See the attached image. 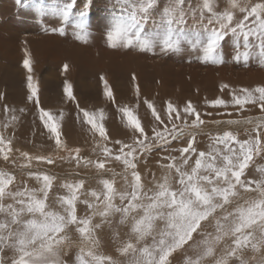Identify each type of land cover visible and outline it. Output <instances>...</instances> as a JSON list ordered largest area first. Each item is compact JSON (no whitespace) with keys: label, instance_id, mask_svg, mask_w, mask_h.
<instances>
[{"label":"snow or ice","instance_id":"1","mask_svg":"<svg viewBox=\"0 0 264 264\" xmlns=\"http://www.w3.org/2000/svg\"><path fill=\"white\" fill-rule=\"evenodd\" d=\"M117 2L121 13L112 16L106 31L109 47L135 48L152 54L158 50L165 55L181 53L187 47L199 53L203 62L222 64V41L231 36L235 62L247 66L250 58L258 54L264 64V0L251 4L248 0H227L228 7L223 11L217 10L218 0H199L195 7L190 0H166L162 9L160 0ZM76 3L77 0H70L53 11L67 21ZM237 11L241 14L239 18ZM80 16L85 13L82 11ZM149 22L152 27L146 29ZM76 28L79 30L76 38L86 42V21L81 19ZM57 30L64 33L63 28H53ZM104 83L105 95L115 103L107 81ZM28 87V100L39 109V119L48 130L49 139L58 150L68 151V158L77 167L81 163L94 167L100 188H90L85 193L84 179L65 180L60 184L64 194H58L53 204L51 193L57 177L46 169H32L33 160L54 165L53 157L20 153L26 163L19 167L27 169V178L38 187H31L26 181L18 185L13 172L0 169V254L5 249L11 250V264H68L62 256L70 247V228L80 238L73 264H118L98 251L97 236V230L110 224L115 215H119L120 224L129 226V239L118 249L122 256L131 257L129 264H171L173 253L189 245L196 254L186 257L185 264H204L207 258L215 256L216 246L226 238L231 243L215 264H229L234 259L247 264L239 255L244 249L250 247L254 252L264 249V167L257 168L258 179L246 175L254 157L264 155V115L205 121L191 101L182 108L167 101L161 111L144 99L154 120L151 128L142 126L133 108L119 107L132 138L130 142L112 141L113 146L109 147L103 111L89 112L77 103L78 116L82 113L83 122L100 137L97 148L103 158L93 161L83 157L79 148H67L60 124L63 114L57 116L40 107L31 76ZM228 88L227 84L221 85V91ZM65 92L69 101L76 102L70 85H66ZM136 93L139 97L138 85ZM205 103L213 109L229 107V102L221 97L206 99ZM230 103L241 113L246 105L258 107L264 113V83L232 90ZM8 111L5 106V112ZM206 115L211 116L212 112ZM227 115L231 117L232 113ZM17 119L13 115L9 123ZM209 123L216 126L214 132H205ZM241 126H246L244 136L236 130ZM202 135L208 137L206 150L197 146ZM174 143L181 146L172 148ZM12 151V140L0 134V157L7 162ZM154 151L162 153L159 168L163 173L159 179L153 174L154 186L146 188L138 166L142 158ZM109 162L118 163L122 172L117 174L107 167ZM12 164L16 166L15 161ZM117 175L124 181L123 191L116 187ZM82 195L90 198L82 199ZM80 205L85 208L84 215L79 213ZM96 217L100 218L99 223L94 222ZM209 222L213 231L203 232L204 224ZM197 234L203 238L195 240ZM0 264H4L2 255ZM259 264H264V259Z\"/></svg>","mask_w":264,"mask_h":264},{"label":"rangeland","instance_id":"2","mask_svg":"<svg viewBox=\"0 0 264 264\" xmlns=\"http://www.w3.org/2000/svg\"><path fill=\"white\" fill-rule=\"evenodd\" d=\"M69 2L70 0H0V69H1L0 76L5 77L3 81H0V103L3 104L4 109L5 106H7V108L9 109L8 113L6 114L1 112L5 116H0V130L2 132V133L0 132V134H3L7 139L12 140V149H13L9 161L5 162L3 158L0 157V169H5L13 172L17 176L18 185H22V183L26 181L29 184V186L38 187L37 183L34 180H29L27 178L26 175L27 169L21 170V168L19 167V165L26 163L25 158L22 157L20 153L26 152L30 156L46 155L53 157L55 160L54 165H47L46 163L37 162L35 160L32 161V169H36V168L46 169L50 174H54L57 177V180L55 182V188L51 193L52 199L50 200V203L53 204L55 201V197L58 194L61 195L64 194V190L60 188V184H62L65 180L84 179L86 185L84 192L86 193L90 188H96L97 190H99L100 186L97 184V180L99 179V176L94 167L92 166L84 167L83 163H81L80 167H77L75 161L68 158L69 157L68 151L63 149L58 150L55 146V142L52 139L48 138L50 134L48 130L44 127L41 120L39 119V112H31L33 111V108H30L26 113L24 112L22 116H25V118L27 117L32 118L33 116L37 117V122L39 120V123H41V126H39L38 124V127L41 130L39 133L41 134L39 140H42L43 141L42 143H44L45 146L43 148H40L41 143L37 144L38 146L32 145L31 140L36 138V133L29 130V131H24L25 134H19L18 123L16 122L9 123V120L11 119L12 115H14L13 113H11V110L16 106H18V103H20L21 100H23L25 97H28L30 95V90L28 89L29 76H31V82L37 88V93H38L37 96L41 95L49 100L51 99L50 101L57 100L60 97L65 98L67 96L66 92H64L65 91L64 88H66V85H70V87L71 86L76 87V85H79V82H83L84 80H85L84 82H88L92 86V88L94 85H97L96 80L98 79H95L94 77L95 69L94 70L92 69L93 77L92 76L85 77L83 75V78L81 77L82 80L79 78V80L77 81H75L74 79L66 81L67 75L68 77H70V75L71 76L72 74L74 75L75 72L77 74L80 67L79 58L81 56L73 54L74 53L72 52L73 49H71L73 47L76 48L78 46H79L78 48H80L82 43H84L76 38L79 32V30L76 28V25L80 22L81 19H84L86 21V31L88 33L87 37L93 35L95 36L93 38H96L98 36L106 34L107 29L110 27V21L112 19V16L114 14L119 15L121 13V8L117 0H91L90 3L88 2V0H77V3L76 5H74L68 17V20L64 21L62 16L57 12H54L53 9H58L63 4ZM190 2L192 6L195 7L199 2V0H190ZM256 2L259 1L248 0V3L250 4ZM86 3H88L87 8L84 7ZM165 3L166 0H160L159 9H162ZM184 7L185 9H187L188 7L187 2L185 3ZM227 7H228L227 0H218V9H217L218 11H223ZM82 11L85 13L84 17L80 16V13ZM188 23L189 24L192 23L191 16L188 17ZM151 27H152L151 22H149V24L146 25V29H150ZM53 28L56 29L63 28L64 33L61 34L58 30L53 31ZM225 39L226 40L222 41V45H224L222 46V57L224 62L216 66L213 64L210 65L206 62L203 63L202 60L198 59V57H200L199 53L194 51V54L196 56L192 55V53L190 52L193 51L190 50V48H186V47L182 52V54L179 53L180 54V56H178L179 60L178 61L174 60V63L171 61L165 63V59H166L165 56L167 54L166 55L164 54L163 55L164 57L156 56L152 59L147 60L149 61L150 64L161 62L159 64L160 66H157V64H155V66L148 65L149 66L148 69L149 70L152 69V72L154 71L153 73L155 74L156 72L154 69H160L158 71L159 73L157 76L161 78L159 82H162V80H164V82H166V80H174L177 76L176 73H178L179 71H180L179 73H182L183 76H189L192 72L193 73L196 72L195 74L198 75L196 79L198 80L202 79V81H205L204 77L205 78L207 77L206 79H208V77L209 79L212 77L211 78L212 80L211 79L207 80L210 83V85L207 83L199 84L197 81V84L199 85L198 89H202V86H204V90H203L204 93L200 92L199 94L198 92V98H195L196 101L195 103H193V105L196 106L197 110L201 112L202 118L205 121L228 119L230 118L227 115V113L229 112L233 113L236 116V118H240L242 116L240 115L241 112L235 111V108L231 106L230 103L231 96L221 97L229 102V107L227 109H223V108L213 109L207 106L205 103L206 99L214 98L212 97V94L214 95L215 91L216 92L221 91V84H219L218 81L220 80V78L224 77L223 75H231L234 78V79L232 78L233 80L239 77L240 80V77H242V75L246 73V75L242 77L243 78L242 83L244 84L245 81L247 82L248 78H249L248 82L250 81V79H252L251 77L252 74L256 73V75H258L257 71L261 70L260 68L257 67V63H256V61L261 62V59L258 57V54L257 56L252 57L253 59L250 58L251 63H248L247 66H245L242 62L241 63L235 62L234 61L235 45H233L234 44L232 43L233 41L230 40L232 38H225ZM89 41L91 44L92 40ZM185 51L187 52V55H185ZM139 53H140L139 50L135 48H131L130 50H128V54L130 56ZM82 54L83 56L81 60L84 63H86L85 61L87 60L92 61L91 59L86 57V53H82ZM114 55H112V58L110 60L108 59V57L110 58L111 55H108V57L105 55L100 57H95L93 60L97 59L99 60L98 61L99 63H101L102 61V63L105 65V68L106 69L109 68L111 71L113 70V67H116L115 66L116 63L117 64L124 63L127 65H131V63L126 60V55L124 56L123 54H117L115 58L113 57ZM188 55L192 56L190 57L189 62L186 59ZM114 59L115 61H113ZM25 60L28 61L27 67L25 66ZM131 60L132 59H129V61ZM144 61L145 60L143 61L141 60V63H143ZM166 61L168 60L166 59ZM134 62H136V60ZM230 63H233V65H230ZM65 65H67V69H65ZM141 65L143 66V64ZM261 65H262L261 68L264 69V65L262 63ZM134 66L137 69H139L138 65H134ZM172 66L176 69L172 68ZM221 67H223V69L225 70L222 73V75L220 74L221 72L219 73ZM130 68L133 72H138L136 70H133L132 67ZM212 68H214L215 70L210 71V69ZM98 71L100 72L101 70ZM57 72L59 74H57ZM152 72L149 71L147 75L148 79H151L149 78V74H151ZM37 73L41 77H39ZM50 73L53 74L50 75ZM102 74L104 75L103 82L101 85L100 84L98 85H100V87H105L104 81H107L108 84L107 76L109 75L106 74L105 72H102ZM167 75L171 77H167ZM153 80L155 82H158V78L156 80L154 78ZM116 83L119 84L121 87H127V83L121 84L120 80ZM130 84L133 85L134 82H131ZM47 85L50 86L46 87ZM57 89H59V91ZM184 93L191 97H194V94L197 95V93L191 89L190 91L189 90L184 91ZM75 95L80 97V94L79 95L75 94ZM218 96L219 95H217L216 97ZM5 103H7V105ZM183 106L184 105H182L181 108ZM248 106L250 105H246L245 108H247ZM208 112H212V115L211 116L206 115V113ZM218 112L221 114L218 115L217 114ZM232 117L234 116H231V118ZM25 118L23 117V120ZM153 122L154 120H152V118H148L142 124V126H146V128L150 129ZM5 125H7L9 130L7 127H5ZM4 127L6 129H4ZM245 127L246 126L242 127L239 130L238 129L236 130L239 131L240 134L244 135ZM215 130H216V126L211 123L207 124L205 128V132H209V131L214 132ZM61 131H62V140L67 145L68 149L79 148L80 153L83 157L93 161L97 160L98 158L100 159L103 158L101 156V153L100 155L90 154L87 150L89 147L81 143L84 139L81 138V136L77 137V135L73 133L74 130H72V132L71 130L64 131L63 126L61 125ZM203 136H207V135H202L201 137ZM14 137L16 138V140H14ZM131 138H132V131L129 128L125 127L123 129L115 130L113 135L109 138L108 145L112 147L113 145L111 142L115 140L130 142ZM74 139H78L79 142L76 143L72 142ZM206 141L199 139V143L197 146L200 150L207 149V144L209 141L207 142ZM27 143L31 145H28ZM180 146L181 145L179 143H174L172 145V148H177ZM161 155H162L161 152L154 151L151 155L142 158L140 161L138 167L141 172L146 188H151L154 186L153 174H155L156 178L159 179L163 173V170L159 168V163L163 162L160 160ZM262 159H263L262 155L255 156L249 169L246 170V175H248L251 167L256 165V163ZM12 161L16 162V166H13ZM107 167L114 169V171L117 174L122 172V167L116 162H109ZM106 175L110 177L111 173H107ZM257 177L259 178V176ZM116 187L120 191H123L125 189L124 181L120 175H117L116 177ZM81 198L83 199L90 197H87L86 195H82ZM6 202H11V201L9 200ZM116 203L119 204L118 198L116 200ZM79 213L80 215L85 214V208L83 205L79 206ZM110 220H111L110 224L106 223L99 230H97V236L99 239L98 251L111 256L114 260L118 262V264H129V260L131 259V257L129 256L128 258L127 256H122L118 251L121 244L129 239V226L127 224H120L119 215H115L111 217ZM94 222L99 223L100 218L96 217V219H94ZM202 231L212 232L213 231L212 222L205 223ZM68 235L70 237V241H69L70 247L65 249V254L62 256V258L66 260L68 264H73L75 255L80 247V238L78 234L75 232V230L71 228L68 231ZM202 238L203 237L199 234L195 235V240H200ZM230 243H231L230 239L227 238L221 241L216 246L215 256L207 258L204 264H215L216 259L224 255L225 249L228 245H230ZM191 248H192L191 245H189L186 246L184 249L177 250L175 253H173V255L170 257L171 264H175L174 259L176 258L177 255L180 256V259L176 264H185L186 257L189 256L194 257L196 252L193 248L192 249ZM0 255L3 256V260L5 261L4 264H11V260L13 257V252L11 250L5 249V251ZM239 255L241 259L247 261V264H259V261L261 259H264V249H261L258 252H254L249 247L244 249ZM70 259H72L71 260L72 262H69ZM229 264H239V260H235V259L231 260Z\"/></svg>","mask_w":264,"mask_h":264},{"label":"bare ground","instance_id":"3","mask_svg":"<svg viewBox=\"0 0 264 264\" xmlns=\"http://www.w3.org/2000/svg\"><path fill=\"white\" fill-rule=\"evenodd\" d=\"M236 15L238 18L241 17V14L238 11H237ZM93 37H95V36L90 35L89 37H87L86 42L81 41L84 43H82L80 48H78L79 46L76 48L75 47L71 48V49H73V51L71 50L72 52H74L73 54L81 56L79 58V63H80L79 66L80 67H79V71L77 74H76V72L74 73V75L72 74V76L69 74L71 78L68 77V75L66 74L68 77V78L66 77V81L67 80H73V79L75 81H77V80H79V78L82 80L83 75L85 77H87V76L93 77V70L95 69L94 77H95V79H98V80H96L97 85H94L92 88V86L88 82H84L85 81L84 80L83 82H79V85L75 84L76 87L71 86V91L76 98V102L69 101L67 96L65 97L64 95L63 96L65 98L60 97L57 100H52V101H50L51 99L49 100V99H47L41 95L37 96L39 99L40 107H42L43 109H45L47 111L52 112L53 114L56 113L57 116H59L60 113L63 114V118H62V120H60V124L63 126L64 131L71 130V132H72V130H74L73 133H75L77 135V137L81 136V138L84 139L81 143H83L87 147H89L87 150L92 155L93 154H99L100 155V151L97 148V141L100 139V137L98 134L94 135L93 132L89 130L90 126L83 122L82 113H80L78 116L79 109L77 107V103L79 104V108L86 109L89 112H96L97 114H99V111L102 110L103 114H104L103 123H104L106 130H107V133L111 137L115 130L123 129L126 127L125 123L122 120V114L118 111L119 107L129 106V107L133 108L136 115L141 119V123L143 124L146 121V119H148V118H152V120H153V117L151 116V110L147 109V106L143 103L144 99H148L151 102H153L154 106L158 110H161V111L166 107L167 101H172L174 104L181 107L182 105H185V103L187 101H191L192 103H195V101H196L195 98H198V92H199V94H200V92L204 93L203 92L204 86L201 85L202 89H198L199 85L197 84V81L199 84H206L207 83L210 85V83L207 81L209 79V77H208V79H206L207 77L206 78L204 77L205 81H202V79L198 80V79H196L198 77V75L195 74L196 73L195 71H194L195 73H193L191 71L192 73L189 76H183V74L179 73L180 72L179 71L178 73H176L177 76L174 80H166V82H164V80H162V82H159V80L161 78L157 77V76L159 73L158 71L160 69H154L156 72V74H155V73H153L154 71L152 72V69H150V70L148 69V67H149L148 65L155 66V64H157V66H160L159 64L161 62L150 64L149 61H147V60L152 59L156 56H163L164 54H159L158 50H157V54L139 51L140 52L139 54H135L133 56H130L128 54V50H130L131 48H123V47L112 48V47H109L107 44V41H106V34H103V35L98 36L96 38H93ZM226 38H231V36L226 37ZM89 40H92L91 44H90ZM230 40L232 41V39H230ZM231 41H229V42H231ZM74 43H76V42H74ZM222 46H224V45H222ZM186 50H188V49H186ZM182 52H181V54H182ZM82 53H86V57L91 59L92 61L87 60V61H85L86 63H84L81 60V58L83 56ZM190 53H192V55H195L194 51L190 52ZM114 54H116V55H114ZM117 54H123L124 56L126 55V60L128 62H130L131 65H127L124 63H121V64L116 63V65H115L116 67H113V70L111 71L109 68H107V69L105 68V65L102 63V61H101V63H99L98 62L99 60H97V59L93 60L95 57H100V56H104V55L108 57V55H111L110 58L108 57V59L110 60L112 58V55H114L113 57L115 58V56H117ZM167 55L165 56V58L168 61H166V59H165V63H168L169 61L174 63V60L178 61L179 60L178 56H180L179 53H175V54L169 53ZM185 55H187L186 51H185ZM188 56L186 57V59L189 62L190 57H192V56L191 55H188ZM121 57H122V55H121ZM129 59H132V60L129 61ZM198 59H200V57H198ZM251 59H253V58H251ZM135 60H136V62H134ZM141 60L142 61L145 60V61L143 63H141ZM113 61H115V59ZM108 63H110V62H108ZM249 63H251V61ZM256 63H257V67L260 68L261 70L257 71L258 75H256V73L252 74L251 75L252 79H250L249 82H248L249 78L248 79L246 78L248 83L245 80L244 81L246 82V84H245V82H244V84L242 83V80H243L242 77L245 76L246 73L244 75H242V77H240V80H239V77L235 78V80H233L234 79L233 76L223 75L224 77L220 78L218 83L221 85L227 84V85H229V88L224 90V91H219V92L215 91L214 95L212 94V97L216 98L217 95H219L218 97H222V96L230 97L232 90L238 91L240 88H244V87L254 88L258 84L264 83V69L261 68L262 67L261 62L256 61ZM141 64H143V66ZM208 64L212 65V63H208ZM134 65H138L139 69H137ZM213 65L216 66L218 64H213ZM230 65H233V63H230ZM130 67H132L133 70H136L138 72H133ZM172 68H174V67L172 66ZM174 69H176V68H174ZM98 70H101V71L99 72ZM214 70H215L214 68L210 69V71H214ZM149 71L152 72L151 74H149V78H151V79L147 78ZM169 71H171V70H169ZM224 71L225 70L223 69V67H221V70H219V73L221 72L220 74L222 75V73ZM102 72H105L106 74L109 75V76H107L108 86L113 93V96L115 98V103L113 101L109 100V98L105 95V87H100V85L102 84L103 79H104V78L101 79L102 77H104ZM54 73H55V71H54ZM51 74H53V73H50V75ZM57 74H59V73L57 72ZM37 75L39 76L38 73H37ZM133 76H135V79H133ZM212 76H213V74H212ZM1 77L2 76H0V81H3L5 79V77H2V78ZM39 77H41V76H39ZM167 77H171V76L167 75ZM154 78H155V80L158 78V82H155L153 80ZM60 79H61V77H60ZM41 80H42V78H41ZM119 80H120L121 84L127 83V87H121L119 84H117L116 82H118ZM131 82H134V84L131 85L130 84ZM98 84H100V85H98ZM136 85H138L139 89H140L139 97H137ZM49 86L50 85H47L46 87H49ZM190 89L194 90V92H196L197 95L194 94V97H191V96L186 95L184 93V91H187V90L190 91ZM57 90L59 91V89H57ZM75 94H78V95L80 94V97L76 96ZM205 97H206V95H205ZM227 97H226V99H227ZM3 101H5V100H3ZM197 101H199V100H197ZM5 104L7 105V103H5ZM30 108H33V111H31V112H39V109L35 106L33 101H29L28 97H25L23 100L20 101V103H18V106L13 108V109H15V111L14 112L11 111V113H13L16 117H18V119L16 121H14V122L18 123V133L19 134H25L24 131H29V130L36 133V138L31 140V143H32V145H36V146H38L37 144L41 143L40 148H43L45 146V144L42 143L43 142L42 140H39V137L41 135L39 133L41 130L38 127V124H39V126H41V123H39V120L37 122L36 116H33L32 118H30V117L25 118V116H22L24 114V112L26 113L28 111V109H30ZM20 109H24V111L21 112ZM1 112L4 114L8 113V112H5V109H4V106L2 103H0V116H5ZM240 115L260 117L261 115H264V113H261V111L259 110L258 107H253L250 105L247 108H245L243 113H241ZM232 116H234L232 118H236V116L233 113H232ZM23 117L25 118L24 120H23ZM5 122H7V121H5ZM153 123H152V125H153ZM242 127H244V126L239 127L238 130L241 129ZM4 129H6V128L4 127ZM11 129H12V126H11ZM8 130H9V128H8ZM0 132H1V130H0ZM244 135L241 134V136H244ZM198 139H202L203 141H206V140L208 141L207 136H203V137L200 136ZM14 140H16L15 137H14ZM72 142L76 143V142H79V140L74 139ZM20 143H21V141H20ZM24 143H26V142H24ZM29 143H27V144L31 145ZM42 144H44V145H42ZM94 149H95V151H94ZM262 157H263L262 160H259L256 163V165L251 167V169L247 175L249 178L258 179L257 176H259V174L257 172V168L258 167H264V155H262ZM108 244H110V243H108ZM187 253H188V251H187ZM182 255H184V254H182ZM127 257L129 258V256H127ZM179 259H180V256L177 255L176 258L174 259L175 264L179 261ZM71 260L72 259H70L69 262H72Z\"/></svg>","mask_w":264,"mask_h":264},{"label":"crops","instance_id":"4","mask_svg":"<svg viewBox=\"0 0 264 264\" xmlns=\"http://www.w3.org/2000/svg\"><path fill=\"white\" fill-rule=\"evenodd\" d=\"M5 262V261H4Z\"/></svg>","mask_w":264,"mask_h":264}]
</instances>
